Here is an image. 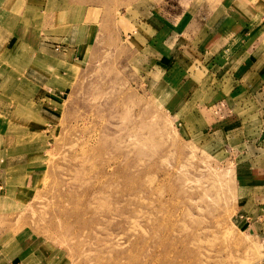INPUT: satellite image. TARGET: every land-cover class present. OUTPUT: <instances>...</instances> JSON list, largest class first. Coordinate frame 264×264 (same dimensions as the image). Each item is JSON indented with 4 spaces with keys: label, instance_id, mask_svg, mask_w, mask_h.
<instances>
[{
    "label": "rangeland",
    "instance_id": "1",
    "mask_svg": "<svg viewBox=\"0 0 264 264\" xmlns=\"http://www.w3.org/2000/svg\"><path fill=\"white\" fill-rule=\"evenodd\" d=\"M209 2L88 0L83 25L75 6V24L33 17L49 34L71 31L82 47L77 59H63L41 45L54 59L24 55L0 84V97L10 96L0 98L7 103L2 146L8 156L35 150L39 161L10 180L27 189L3 203L4 252L28 237L51 264H264V233L247 199L262 160L250 136L209 126L194 102L201 90L186 105L178 100L176 85L201 71L200 58L168 48L175 70L166 86L150 68L161 56L132 36L131 21L148 11L163 9L172 24L185 7L204 13ZM50 5L40 10L49 14ZM37 61L54 69L47 84L43 69L23 71ZM43 82L56 102L35 99L34 83ZM31 169L39 173L33 184Z\"/></svg>",
    "mask_w": 264,
    "mask_h": 264
},
{
    "label": "crops",
    "instance_id": "2",
    "mask_svg": "<svg viewBox=\"0 0 264 264\" xmlns=\"http://www.w3.org/2000/svg\"><path fill=\"white\" fill-rule=\"evenodd\" d=\"M47 1L50 0H0V84L6 80L8 73L14 70L12 65L22 63L24 55L37 60L39 57L54 59L52 53L40 50L41 45L50 49V52L61 54L63 59L78 58L79 48L82 47V44L78 45L74 41L78 37L73 38L70 35L71 31L59 36L53 32L49 34L48 30L46 32L38 26V21L33 17L37 19L39 14H42L43 17L48 15L54 19L57 16L63 24H75L69 21V9L75 6L80 10L76 15L78 20L76 24L83 25L86 10L83 13L82 9L88 6V0H80L83 2L79 5L72 3L74 0H51L49 7L52 9L49 10V14L45 10H40L46 8ZM206 7L203 13L199 12L198 7L189 5L173 17L172 24V19L170 22V17L163 15L165 14L163 9L159 8L156 13L148 11L144 21L142 18L131 21L135 24L132 36L138 38L142 36L143 49L161 56L150 68L152 72H158L160 80L166 86H170L171 82L168 83V79L170 73L175 70L171 62L173 59L167 63L171 58L168 48L177 45L182 49L178 51V55L190 52L194 61L200 58L201 67H198L201 71L199 73L192 71L191 74H187L188 79L180 80L176 85L179 87L176 95L179 97L178 100L186 105L190 103L187 100L188 96L201 90L200 99L194 102L196 105L200 104L197 109L201 111L203 117L206 112L210 121L209 126L213 129L222 124L236 126L250 136V142L254 143L252 149L262 157V160L260 168L250 178L247 199L252 203L254 211L251 217L264 233V0H210ZM177 23L182 25L178 27ZM173 31L175 36H172L169 43L167 38ZM85 37L83 35L80 39ZM40 68L45 71L43 73L46 77L43 78L47 84L54 76L52 73L54 69L37 61L23 71L37 72ZM45 83L44 85L34 83L37 88L35 99L46 98L48 101L56 102L54 93H49L51 89L46 87ZM38 89H42L41 98ZM5 96L10 97L6 92L0 98ZM6 104L1 100L0 217L7 214L2 210L3 203L6 199H12L7 193L16 194L23 190L20 185L11 183L10 180L16 179L22 168L26 166L34 168L30 165L39 163L35 150L21 155H7L5 145L2 146L8 137L2 130L7 124L4 111ZM29 176L33 184L39 173L31 169ZM25 189L27 187H24ZM4 244L6 245L0 239V264H51L49 260L41 258L39 254L36 255L35 241H30L28 237L19 238L9 253L3 251L6 249Z\"/></svg>",
    "mask_w": 264,
    "mask_h": 264
}]
</instances>
